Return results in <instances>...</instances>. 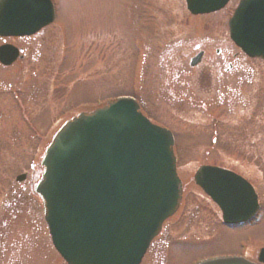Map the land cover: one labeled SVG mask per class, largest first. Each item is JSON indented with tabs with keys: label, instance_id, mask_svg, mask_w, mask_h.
<instances>
[{
	"label": "rangeland",
	"instance_id": "rangeland-1",
	"mask_svg": "<svg viewBox=\"0 0 264 264\" xmlns=\"http://www.w3.org/2000/svg\"><path fill=\"white\" fill-rule=\"evenodd\" d=\"M51 1L49 27L0 38V46L23 50L11 67L0 65V264H67L34 192L40 164L68 120L120 98L134 99L150 122L173 133L183 188L142 264H197L242 252L254 260L264 246V213L251 227L227 228L193 180L202 166L224 168L253 181L264 199V60L248 58L230 39L241 0L200 17L185 0ZM201 51L202 63L190 68ZM247 237L253 241L240 252Z\"/></svg>",
	"mask_w": 264,
	"mask_h": 264
},
{
	"label": "water",
	"instance_id": "water-1",
	"mask_svg": "<svg viewBox=\"0 0 264 264\" xmlns=\"http://www.w3.org/2000/svg\"><path fill=\"white\" fill-rule=\"evenodd\" d=\"M230 0H186L193 16L225 9ZM56 18L51 0H0V37H31ZM230 38L249 58L264 60V0H241L229 22ZM20 56L0 47V63ZM204 52L191 59L201 64ZM173 134L153 125L134 99L120 98L68 121L42 160L34 187L44 205L52 243L67 264H141L166 220L178 210L182 182L176 171ZM26 179L19 176L18 182ZM221 209L226 225L257 213V198L241 177L202 166L194 177ZM264 261V249L260 252ZM199 264H255L218 258Z\"/></svg>",
	"mask_w": 264,
	"mask_h": 264
},
{
	"label": "flooded vegetation",
	"instance_id": "flooded-vegetation-1",
	"mask_svg": "<svg viewBox=\"0 0 264 264\" xmlns=\"http://www.w3.org/2000/svg\"><path fill=\"white\" fill-rule=\"evenodd\" d=\"M217 53H220V51H217ZM204 58H205V53H204L203 59ZM229 68H232V65H229ZM243 178H245V177H243ZM245 180L253 187V189H254V191H255V193L257 195V199H258V212H257V215H256L255 218H253L250 221H247V222H244V223L234 224V225H232L230 227H227V228H231V229H236L237 230V229L244 228V227H251V226H253L256 223V221H258L262 217V215L264 213V199H263V196L261 195L260 189H258V187L255 185V183L253 181H250L247 178H245ZM252 239H253L252 237H247L245 243H243L242 241L239 243L240 252L245 250V248H247V246L250 245L249 242L251 243L253 241ZM261 249H264V246L260 247L259 249H256V251L254 253V256H255L254 260H252L249 257H247L246 252H242V253H240L238 255H235L233 257H242V258H246V259H248V260H250L252 262L258 263L259 252H260ZM260 264H264V263H260Z\"/></svg>",
	"mask_w": 264,
	"mask_h": 264
}]
</instances>
